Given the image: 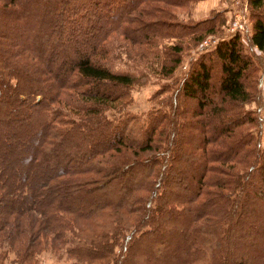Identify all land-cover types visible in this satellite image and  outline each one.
Masks as SVG:
<instances>
[{"label": "trees", "instance_id": "16d2710c", "mask_svg": "<svg viewBox=\"0 0 264 264\" xmlns=\"http://www.w3.org/2000/svg\"><path fill=\"white\" fill-rule=\"evenodd\" d=\"M195 1L0 0V241L11 264H37L47 247L67 264H264V138L242 109L253 65L241 36L191 62L174 105L112 107L137 78L108 65L118 38L201 44L216 14L166 22ZM246 1V41L264 54V0ZM163 51L164 77L180 47Z\"/></svg>", "mask_w": 264, "mask_h": 264}, {"label": "rangeland", "instance_id": "374dc122", "mask_svg": "<svg viewBox=\"0 0 264 264\" xmlns=\"http://www.w3.org/2000/svg\"><path fill=\"white\" fill-rule=\"evenodd\" d=\"M200 1L204 2V0H197L192 4L188 2L184 4L183 7H170L169 9L174 12V20L166 22H180L181 24L189 26L193 22L195 23L196 21L207 18L212 14H216L218 20L215 23L214 32L203 38V40L206 39L208 41V46L201 45L203 40L201 41V44L197 43L193 40L195 35L192 34L184 35L179 39L160 37L154 39V43L150 45L141 44L135 46L125 44L129 42L126 40L123 41L121 37L118 38V40L122 41L119 43V46L121 45L123 47L115 50L112 57L108 56V65L113 71L132 73L137 78L127 91L128 96L125 99L127 104H123L120 108L119 104L124 102V100H120L118 105L113 104L112 107L113 109L117 108V111L123 110L132 115L140 116L157 108L159 105L171 104L172 99L176 100L174 95L177 84L180 82L186 68L190 66L191 62L200 54L206 52L205 50L212 48L218 41L238 33L241 36V40H244H242L243 50L247 53L253 65L252 77L245 81L250 90L251 100L246 102L242 109L244 111L255 112L254 115L257 117L258 125L255 128H250V131L254 137H256L255 139H258V141L261 142L264 138V54L251 48L246 41V38L250 33V7L246 0H217V2H214L211 6L209 5L207 8H204L199 3ZM200 7H202L203 10L200 11ZM237 13H239L241 20L244 21L245 25L242 28V32L232 33L230 30L231 23L234 15ZM127 45L132 49L130 54L125 53L124 51L125 48H127ZM174 45L180 47V51L176 55L179 58V63L170 75L163 77L157 73V62L163 56V49ZM170 50L173 51V49ZM164 86L166 87V90L163 91ZM171 105H174V102ZM62 190L63 189H56L55 192H53V197L59 199ZM5 212L6 209L4 210V207H0L1 228L4 224L8 227L6 222L2 220L5 218ZM21 225H23L21 226L22 230H25L26 225L23 222ZM45 229L46 227L42 228V231L44 232ZM18 230L21 231V229ZM0 253L6 257L3 264H11L10 262L14 258V254L8 248V244L4 240L0 241ZM35 257L37 264H67L71 261V259L65 254L63 248L51 250L47 247L46 249L39 251Z\"/></svg>", "mask_w": 264, "mask_h": 264}, {"label": "built area", "instance_id": "2783aa9c", "mask_svg": "<svg viewBox=\"0 0 264 264\" xmlns=\"http://www.w3.org/2000/svg\"><path fill=\"white\" fill-rule=\"evenodd\" d=\"M244 25H245L244 21L241 20V17L239 15V13H237V14L234 15V18H233L232 23H231L230 30L232 31V33L240 32V31L242 32L243 31L242 28H243ZM201 45L208 46V41L206 39L203 40Z\"/></svg>", "mask_w": 264, "mask_h": 264}, {"label": "crops", "instance_id": "0c3cea01", "mask_svg": "<svg viewBox=\"0 0 264 264\" xmlns=\"http://www.w3.org/2000/svg\"><path fill=\"white\" fill-rule=\"evenodd\" d=\"M214 2H217V0H204V2L200 1L199 3L201 4L202 7L207 8L209 5L211 6ZM202 7H200L199 9L200 11L203 10Z\"/></svg>", "mask_w": 264, "mask_h": 264}]
</instances>
